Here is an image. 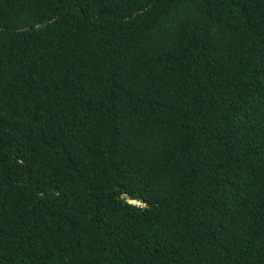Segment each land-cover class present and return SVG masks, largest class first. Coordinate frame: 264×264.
I'll use <instances>...</instances> for the list:
<instances>
[{
  "label": "trees",
  "instance_id": "trees-1",
  "mask_svg": "<svg viewBox=\"0 0 264 264\" xmlns=\"http://www.w3.org/2000/svg\"><path fill=\"white\" fill-rule=\"evenodd\" d=\"M0 264H264V0H0Z\"/></svg>",
  "mask_w": 264,
  "mask_h": 264
},
{
  "label": "water",
  "instance_id": "water-1",
  "mask_svg": "<svg viewBox=\"0 0 264 264\" xmlns=\"http://www.w3.org/2000/svg\"><path fill=\"white\" fill-rule=\"evenodd\" d=\"M129 203L136 204V205H140V203H138L136 201H129Z\"/></svg>",
  "mask_w": 264,
  "mask_h": 264
}]
</instances>
